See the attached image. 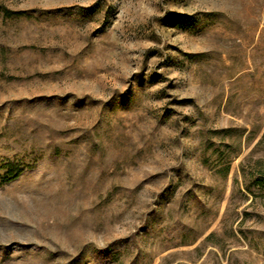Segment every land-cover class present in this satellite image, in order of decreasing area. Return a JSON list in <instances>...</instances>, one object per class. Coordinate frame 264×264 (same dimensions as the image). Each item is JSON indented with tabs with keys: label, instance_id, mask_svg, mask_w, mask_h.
Listing matches in <instances>:
<instances>
[{
	"label": "rangeland",
	"instance_id": "obj_1",
	"mask_svg": "<svg viewBox=\"0 0 264 264\" xmlns=\"http://www.w3.org/2000/svg\"><path fill=\"white\" fill-rule=\"evenodd\" d=\"M264 0H0V264H264Z\"/></svg>",
	"mask_w": 264,
	"mask_h": 264
},
{
	"label": "trees",
	"instance_id": "obj_2",
	"mask_svg": "<svg viewBox=\"0 0 264 264\" xmlns=\"http://www.w3.org/2000/svg\"><path fill=\"white\" fill-rule=\"evenodd\" d=\"M251 181L254 184L264 188V161L259 159L253 165V170L250 172Z\"/></svg>",
	"mask_w": 264,
	"mask_h": 264
}]
</instances>
